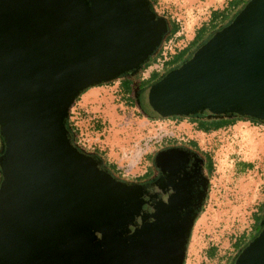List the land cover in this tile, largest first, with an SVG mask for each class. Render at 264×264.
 <instances>
[{
    "label": "water",
    "instance_id": "95a60500",
    "mask_svg": "<svg viewBox=\"0 0 264 264\" xmlns=\"http://www.w3.org/2000/svg\"><path fill=\"white\" fill-rule=\"evenodd\" d=\"M167 27L147 0H0V264H183L198 202L166 162L176 157L160 152L163 176L145 188L102 169L64 126L79 91L135 73ZM139 102L152 117L264 122V0H247ZM232 264H264V220Z\"/></svg>",
    "mask_w": 264,
    "mask_h": 264
},
{
    "label": "rangeland",
    "instance_id": "374dc122",
    "mask_svg": "<svg viewBox=\"0 0 264 264\" xmlns=\"http://www.w3.org/2000/svg\"><path fill=\"white\" fill-rule=\"evenodd\" d=\"M215 1L156 0L155 11L177 20L180 29L176 37L163 45L161 58L143 71L144 79L151 81L152 74H160L171 66L167 62L171 54L183 47L207 17L209 7L204 2ZM214 6L218 7V3L210 7ZM238 8V2L234 7L230 5L224 21ZM221 21L217 20L214 27L224 22ZM210 30L207 25L199 38L204 39ZM137 77L138 74L128 81L134 83ZM119 78L102 85L97 101L83 103L82 93L69 108V119L78 129L80 143L104 150L106 158L116 164L123 176L130 177L142 173L146 164L154 161L157 154L154 150L162 138L195 139L199 147L210 152L213 171L204 208L191 227L183 264H223L232 253L234 237L249 230L251 215L264 197V127L238 120L204 133L184 120L147 118L141 109L128 102V96L118 87ZM239 161L249 162V168ZM211 245L214 252L208 256L206 250Z\"/></svg>",
    "mask_w": 264,
    "mask_h": 264
},
{
    "label": "trees",
    "instance_id": "16d2710c",
    "mask_svg": "<svg viewBox=\"0 0 264 264\" xmlns=\"http://www.w3.org/2000/svg\"><path fill=\"white\" fill-rule=\"evenodd\" d=\"M149 3L150 8L152 9V11L159 17H162L168 27L166 32L164 33L159 45L156 47V49L143 61V63L140 64V66L138 67V70L135 73H129V72H124L119 74L117 77L105 81V82H100L91 86H88L84 89H82L81 91L78 92V94L74 97L72 103L70 104L69 108L79 99L80 95L82 93H84L87 89L94 87V86H101V85H106V84H111L112 82L115 81L116 78L120 77L119 79H117L118 81V87L120 88V90L126 94V96H128V94L131 91V88L133 86V83H131L130 81H128V78L133 77L134 75L138 74V77L136 79V81L134 82V84L137 86L138 89H143L146 86L150 85L151 83H153L154 81H156L157 79H159L164 73L165 71H163L160 74H152V82L151 81H147L146 79H144L141 75L143 73V71L156 59H160L161 55H162V47L164 44H166L168 41H170L172 39V37H176L175 33L179 31L180 29V25L179 22L177 20H175L174 18H169L168 16L164 15V14H159L155 11V5H156V0H147ZM236 2L239 3V8L236 10V12L234 14H232L231 17H229L228 19H226L220 26H216V27H212L211 30L207 33V35L205 36L204 39H200L199 35L202 33L203 30L206 29V24L200 23V25L195 28L194 30V35L193 37L180 49H178L177 51L173 52L170 56V59L167 61L169 63H175L177 61H180V63L182 61H184L200 44H202L213 32H215L216 30L220 29L221 27L227 25L236 15V13L243 7V5L246 3L247 0H235ZM233 4V0H229L228 3L226 4L227 7H230V5ZM229 5V6H228ZM227 7H223L220 10L218 9H212L210 10L209 13V17L211 16V14H219V13H223ZM179 63V64H180ZM177 64V65H179ZM176 67V66H175ZM169 69V68H168ZM128 102H130L133 106L136 105V103L132 102V99L128 97ZM69 108H68V112H67V116L64 119V126L67 130V133L69 135L70 141L73 145H75L77 147V149H79L80 151L89 154L90 156H92L95 160L98 161V164L101 168H103L104 170L110 172L112 175H114L115 177H117L118 179L122 180V181H126V182H130V183H136V184H140V181L142 179H144L145 177H147L148 175H150L151 173V169L153 167V163L155 162L156 157L159 155L160 152L168 150L170 148H164L162 146V143H168V142H172L175 141L177 138L174 137H165L164 139L162 138L160 140V145L157 149H155L154 151H156V157L154 158V161L152 163H147L145 166V169L143 170L142 173L137 174V175H133L130 177H124L123 174L121 173L120 169L117 168L116 164L113 161H109L106 156H105V151L101 150L95 146L91 147V148H87L84 146V144L80 143V139H79V133H78V129L77 127H75V125L73 124V121L69 119ZM142 111V109H141ZM191 116L192 118L187 120L188 122H192L194 120V116L196 117V114H190V115H170V116H166V117H150V116H146L147 118L150 119H172V118H176L175 121L180 122L181 120H183L185 117H189ZM230 119L229 120H221V121H217V122H212L210 124H207L206 122H196V129L201 130L204 133H208L210 131H215L217 129L226 127V126H230L232 124H234L236 121L238 120H249L252 119L250 121L251 124L253 125H262L264 127V122L253 118V117H249V116H244V115H230ZM189 142L192 144H197L196 140L190 138ZM2 152V138L0 135V153ZM152 152L148 153L147 155H145V157H147L148 155H150ZM212 162V161H211ZM239 164L244 165L246 168H249L250 163L249 162H245V161H239ZM208 170H210L209 173V177H211V173L213 171V162L212 164L208 167ZM206 202V196L204 198V200L202 201V204L200 206V208L198 209L197 212V216L194 217L193 221H192V225L195 222V220L197 219V217L199 216V214L202 212L204 205ZM252 223L250 225L249 230H247L245 233H240L238 236L234 237L233 241H232V253H230L228 255V257H226L225 262L223 264H232V261L234 259V257L237 255V253L241 250L242 247H244L260 230V227L262 225V222L264 220V197L262 199V201L258 204L257 208L255 209V211L252 213ZM191 225V227H192ZM191 231V229H190ZM190 231L186 240V244H185V250L187 247V243H188V238L190 235ZM214 252V247L211 245L209 247H207L206 253L208 254V256H212ZM185 257V254H184ZM183 263H184V258H183Z\"/></svg>",
    "mask_w": 264,
    "mask_h": 264
},
{
    "label": "flooded vegetation",
    "instance_id": "af4514ba",
    "mask_svg": "<svg viewBox=\"0 0 264 264\" xmlns=\"http://www.w3.org/2000/svg\"><path fill=\"white\" fill-rule=\"evenodd\" d=\"M180 61H177L175 63H172L169 69L174 68L179 64ZM169 69H167L165 72H167ZM142 89H138L137 86L133 83V86L131 88L130 93L128 94V97L132 99V102L136 103V106L139 110L142 109L141 104L139 102V93ZM143 111V109H142ZM143 113H145L143 111ZM197 116L193 117L194 120L192 122H188L187 120L191 119L192 117H185L183 120L190 123L193 128L196 127V122H206L207 124L214 123L221 120H229L230 114L225 115H206V114H200V113H194ZM146 116H150L145 113ZM233 116V115H231ZM152 117V116H150ZM171 121H175L176 118L169 119ZM252 119L246 120L250 122ZM197 131H201L195 128ZM202 132V131H201ZM192 137H180L177 138L175 141L168 142V143H162L163 149L164 148H170L168 149L169 155H172L176 158H173L172 160L168 158L166 162H168L170 169H173L172 167H176L180 176L183 178L182 181H186L189 183V186L191 187V195L192 199L191 201L193 203H197V206H194L192 211L194 212V217L197 216L198 209L200 208L202 201L204 200L205 196L208 193V187H209V173L210 170H208V167L212 164V156L209 151L202 149L199 147L198 144H192L189 142V139ZM193 139V138H192ZM195 140V139H194ZM160 154V153H159ZM159 156V155H158ZM158 156L155 159V162L153 163V167L151 169L150 175L145 177L140 181L141 186L145 188L152 187L156 181H158L163 176V171L159 166L156 165V160ZM165 167L168 169L165 165ZM103 169V168H102ZM162 187V186H161ZM202 194V195H201ZM194 219V218H193ZM191 229V228H190Z\"/></svg>",
    "mask_w": 264,
    "mask_h": 264
},
{
    "label": "crops",
    "instance_id": "0c3cea01",
    "mask_svg": "<svg viewBox=\"0 0 264 264\" xmlns=\"http://www.w3.org/2000/svg\"><path fill=\"white\" fill-rule=\"evenodd\" d=\"M205 1V0H204ZM224 0H216L215 2H217L218 3V7L217 6H214V7H210L211 6V4H215V2H204V4L203 5H205V6H207V7H209V9H208V13H207V17L203 20V24H207L208 25V27H210V28H214V25L216 24V21L217 20H222L221 22H223V20H224V14H226V12H227V9L229 8V7H227L226 6V4L228 3V1L229 0H225L224 1V4H222V2H223ZM236 1L235 0H233V7L236 5ZM229 6V5H228ZM223 7H227L226 9H225V11H224V14L223 13H217V14H211V16L209 17V13H210V10H212V9H218V10H220L221 8H223ZM197 28V27H196ZM177 33V32H176ZM175 33V34H176ZM193 35H194V31L190 34V37H189V39L186 41V43L193 37ZM185 43V44H186ZM184 44V45H185ZM183 45V46H184ZM103 90V86L101 85V86H94V87H91V88H89L87 91H85L83 94H82V102L83 103H87V102H89V101H97L98 100V97H97V95H98V93H99V90ZM89 96H88V95ZM85 95H87V98L86 99H83L84 97L83 96H85Z\"/></svg>",
    "mask_w": 264,
    "mask_h": 264
}]
</instances>
